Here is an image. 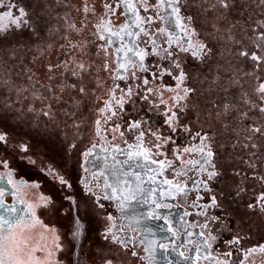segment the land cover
I'll return each mask as SVG.
<instances>
[{
    "label": "snow or ice",
    "instance_id": "snow-or-ice-1",
    "mask_svg": "<svg viewBox=\"0 0 264 264\" xmlns=\"http://www.w3.org/2000/svg\"><path fill=\"white\" fill-rule=\"evenodd\" d=\"M54 2L60 4L64 0ZM193 4L205 17L202 24L210 26L214 33L219 34L214 38L221 42L219 58L225 60L222 71L229 74L225 78L226 83L221 85V91L229 94L230 88L241 89L234 97L235 103L226 97V102L215 112L206 113L207 130L199 114L195 117V129L192 121L186 118L193 110L189 97L194 92L185 83L190 78L189 63L205 65L217 51L207 42V33L198 26L197 16L188 14ZM252 5L260 10V18L247 27L246 22L242 23L240 19H229L233 10L239 9V15L244 16ZM0 7H15L18 13L13 15L12 11H6L0 16V21L6 17L17 29L32 27L29 13L24 7L12 2L4 5L3 0H0ZM103 7L104 14L98 21H88V14L91 12L95 15L96 9L89 8L85 2L81 27L78 28L74 21L68 23V28L77 35L85 31L88 23H94L95 31L91 34L93 40L103 42L96 46L95 56L98 61H103V70L110 74L114 82L108 89L103 106L98 109L100 118L95 120L96 134L101 142L99 145L93 143L81 153L83 163L80 167L85 175L79 178L84 191L95 197L97 207L105 208L102 200L115 202L121 219L128 221L117 225L114 217L107 215L111 225L105 228L103 239L119 246L123 258L102 254L101 264H133V260L142 264H160V260L164 264H173L167 255L170 245L150 238L156 235L153 225L149 223L154 220H163L168 226L166 230L177 238L180 230L187 237H196L195 240L187 241V245L192 246L188 248L191 254L184 251L177 253L176 246H171V251L177 253L185 264H255L256 254H260L261 264H264V243L244 248L241 244L246 237L239 231L227 239L223 237L224 232H232L227 219L231 214L218 215L213 211H223V204L214 186L223 182L226 173L223 163L218 160L216 133L211 128V121L220 122L225 132L232 131L238 138L231 147L246 151V156L238 157V163L245 168L232 170L236 180L228 187L237 199L251 192L245 207L253 213L264 215V0H105ZM117 9H122L120 14L124 16V23L118 27L114 26L111 19ZM221 21L226 22L223 28L220 26ZM247 21H252L251 15ZM8 30L9 24H0V34ZM33 35L37 33L34 31ZM6 39V36L0 37V43ZM52 47L51 44L47 45L48 49ZM61 47L66 51L77 50L78 55L47 64V71L59 68L61 76L67 73L75 77L77 82L69 83L67 79L57 80L55 76L49 75L48 83L43 85L38 79L33 80L34 74L29 70L28 85L20 88L11 79L7 60L0 55V72L7 76L0 80V87L15 89L18 95L28 93L32 101L46 107L47 110L45 107L40 109L45 117L54 119L52 108L58 104H66L64 114L75 117L82 98L89 92L84 77L97 69L90 61L83 59V54L89 48L87 43L81 46L70 41L67 46ZM8 55L10 58L15 57L12 52ZM249 62L250 67L246 68ZM165 78L174 81V86L165 83ZM244 78L254 82L247 90L243 89ZM221 79L217 73L212 83L217 84ZM118 82H123V87ZM95 83L98 87L101 82L96 80ZM165 92L172 93L167 100L164 99ZM76 95L81 99H77ZM24 98L28 99V96ZM139 103L148 105L147 112L162 116V123L154 126L149 118L140 116L142 109L137 107ZM212 105L217 107L215 101H212ZM27 110L32 112L36 109L30 106ZM195 111L199 113L198 108ZM125 116L130 118L125 120ZM232 121L236 127L232 126ZM72 126L79 128L80 125L73 123ZM102 132L112 133L111 139L101 136ZM126 132L131 134L130 138L126 137ZM242 132L245 135L241 141L239 137ZM181 137L183 140L178 143ZM117 140L120 143H114ZM8 143L9 134L0 130V145ZM121 143L125 147H121ZM18 147L25 154L29 151V146L24 143ZM76 147V144L71 145V148ZM97 147L100 152H96ZM29 162L36 163L31 157ZM0 165L5 169L9 167L3 159H0ZM48 173L63 188H73L68 179L52 168L48 169ZM249 181L258 185L260 191L256 192L254 186L249 187ZM7 185L15 186V192L11 194L16 195L21 186L27 187L28 183L23 179L14 181L12 170L0 173V264H41L31 254L36 249L33 248L31 253L26 251V241L16 229L23 225L26 218L33 225L41 224L36 209L49 205L55 207V203L51 197L41 196V204L33 205L19 198L12 204H6ZM31 186L38 188L40 185ZM65 199L76 205L72 196H65ZM166 200L177 203L169 204ZM18 204L24 207H18ZM144 205L150 206L147 212L140 211ZM161 208H180L183 212L178 220H171L169 216L156 211ZM189 209L198 211L193 213ZM192 215L203 219L189 222L187 217ZM74 224L72 237L79 241L84 235V224L79 217L75 218ZM44 227L47 230V226ZM50 230L54 235L55 249L62 250L60 237L55 235L56 229ZM220 245H223V250ZM158 249L162 252L158 253ZM141 252L144 254L141 255ZM76 255L79 256L78 253ZM234 255H239L240 259L234 260ZM54 257L55 252L49 251L48 258L42 264H62ZM75 264H80L78 258Z\"/></svg>",
    "mask_w": 264,
    "mask_h": 264
},
{
    "label": "flooded vegetation",
    "instance_id": "flooded-vegetation-1",
    "mask_svg": "<svg viewBox=\"0 0 264 264\" xmlns=\"http://www.w3.org/2000/svg\"><path fill=\"white\" fill-rule=\"evenodd\" d=\"M10 2L19 7H24L29 13L31 21V28L17 29L5 17L0 24H9V30L6 33L0 34V37L6 36L7 39L0 43V55L7 60L11 79L20 88L28 85V75L34 74L33 80H39L40 84L46 85L48 83L47 77L49 75L55 76L57 80L67 79L69 83H75L76 78L65 73L61 76V69L53 68L51 72L47 71V64H55L57 59L68 60L73 56H77V50L66 51L61 45L67 46L69 42L79 43L81 46L84 43L89 45L88 50L83 54L85 61H90L97 71H93L90 75L86 74L84 77V84L89 89L88 95L82 98V103L79 111L75 117H69L64 114L67 108L66 104L54 105L52 112L55 113L54 119L45 117L40 112L41 105L39 102L32 101L28 93L17 94L15 89L0 87V130L6 131L9 134V143L7 145H0V159L8 162V169L0 165V173H5L8 170L13 171V180L18 181L23 179L28 183L27 187L21 186L19 194L23 200L30 204H41V196L51 197L55 203V207L49 205L47 208L41 207L36 209V216L42 221L41 224L33 225L29 220H25L23 225L16 229L18 233H22V239L26 241V251L31 253L33 248L36 249L31 253L35 261L44 262L48 258V252H55V259L60 260L62 264H75L77 258L80 264H101V255L115 257L119 255L123 258V254L119 246L110 243L103 239V233L106 227L111 225V221L107 220V215L111 214L117 222V225L128 223L127 220H122L120 213L115 208V202L101 201L105 205L104 209L97 207L95 197L86 193L83 186L79 184V178L85 173L80 165L83 163L81 153L87 150L93 143L100 144V137L96 134L95 120L99 119L98 109L103 106V101L107 99L108 89L114 84L110 74L103 70L102 60H97L95 56L96 46L103 43L99 40H93L92 33L95 31L94 23H88L85 31L79 35L72 32L68 28V23L74 21L76 26L81 27V22L84 20V13L82 11L85 2L89 8L95 7L96 14L91 12L88 14V21H98L99 17L104 14L105 0H64L63 3L56 4L54 0H3V4L7 5ZM111 2V0H109ZM79 9V10H78ZM6 11H12L13 15L18 14L16 8L9 9L7 7H0V16ZM122 9H117L116 15L112 16L114 26H119L124 23V16L121 15ZM259 9L252 5L244 16L239 15V9L233 10L229 14V19H240L245 23V27L249 23H253L259 17ZM143 14V13H142ZM188 14L197 16V24L201 30L207 33L206 40L211 47L216 49V55L212 60H209L205 65H198L195 62H190L188 70L190 78L187 80L186 86L194 89L190 95L189 100L193 110L187 114V119L192 121V127H197L195 117L200 116V121L205 125V130L208 129V122L205 120L208 111L215 112L219 106L226 102V97L235 103L234 97L241 91L240 87H233L229 89V94L221 91V85L226 83L227 73L222 71L225 66V60L220 59L221 42L214 37L219 35L214 33L210 26L202 24L205 17L200 13V9L193 4L188 9ZM251 15L252 21H247V17ZM220 26H226V22L221 21ZM58 30V31H57ZM37 35H33V32ZM67 36L68 39H64ZM53 45L51 49L47 45ZM43 50V54H41ZM15 53V57L10 58L8 53ZM79 63V60H77ZM235 64V61L233 62ZM250 67V62L245 65ZM30 70V72H29ZM219 73L222 77L221 81L213 84V78ZM7 76L0 72V80L6 79ZM99 80L101 83L97 87L95 81ZM165 83L174 86L175 82L165 78ZM52 83H56L53 81ZM121 86L123 87V82ZM253 81L248 78L243 80V89L247 90ZM96 89L95 92L92 90ZM75 95V94H74ZM164 99H168L172 93L165 92ZM28 96V99L24 97ZM77 99H81L76 95ZM67 100V94H65ZM212 101L216 102V108L213 107ZM71 103V101H69ZM35 107V111L29 112V107ZM138 108L142 110L139 112L140 116H146L153 123L158 126L162 123V116H158L155 112H147L148 105L139 103ZM164 106H161L163 110ZM199 109V113L195 109ZM45 110L46 107H45ZM133 115H136L133 113ZM258 115V113H252ZM125 116V120L129 119ZM73 123L79 124V128L73 127ZM233 127H236L234 121L231 122ZM245 123H248L246 121ZM108 127H111L109 125ZM212 131L216 133V151L218 153V160L223 163L225 176L223 182L217 183L214 187L216 193L223 204V211L213 210L218 215H225L230 213L227 217L229 220V227L232 232H224L223 237L229 238L239 231L246 238L242 241L241 246L244 248L252 247L264 243V215L253 213L245 207L251 198V192L242 199L234 197L232 190L228 184H233L236 180L232 175L234 168H245L243 164L238 163V157L247 155L242 148L231 147L232 143L238 138L232 131L225 132L218 121H211ZM123 130V128L121 129ZM166 131V129H164ZM118 136V133L116 134ZM126 137H131L130 133H125ZM245 133H241L239 139L242 141ZM101 136H107L111 139L112 133L102 132ZM181 140L178 143H181ZM24 143L29 146L27 154L19 150L18 145ZM114 143H120L119 140ZM72 144H76V148H71ZM223 145V147H221ZM121 147H125L121 143ZM96 152H100L97 147ZM29 157L35 160L36 163L29 162ZM122 158V157H121ZM87 166V165H86ZM52 168L59 174L63 175L72 184L73 188L68 190L63 188L52 175L48 173V169ZM43 169V171H42ZM168 175V173H165ZM190 175H194L190 173ZM171 178V177H169ZM163 179V177H158ZM40 186L32 187L33 184ZM249 187H255V191L259 192L258 185L254 182H248ZM15 191V186L13 185ZM94 191L98 190L94 189ZM223 193V195H221ZM195 194H193L194 196ZM65 196H72L76 201L73 205ZM12 197H7L8 201H12ZM166 203L175 204L177 201L166 200ZM204 201H202L203 203ZM149 205H144L140 211L147 212ZM154 207V206H152ZM161 215H167L171 220H178L179 215L182 214L183 209H157ZM195 213L198 209H189ZM79 217L81 223L84 224V235L79 241L72 237V232L75 228L74 220ZM202 217L195 215L187 217L189 222ZM153 225L156 233L155 237L160 242L168 243L170 249L168 258L172 260L173 264H185L181 257L178 256L179 251L188 253L187 245L188 239L195 240L196 237H187L182 234V230L178 231L176 236L169 233L167 225L163 220L149 221ZM47 226V230L44 226ZM178 228V225L174 224ZM51 228L56 229L55 235L60 237L62 250L55 249L54 235ZM190 231H199V229H190ZM124 233H118L123 235ZM176 246L177 253L171 251V246ZM187 245V247H183ZM223 250V245L219 246ZM162 250L158 249V253ZM76 253L79 254L77 257ZM144 253L141 252V255ZM234 260H239V255H234ZM260 254L254 257L255 264H261ZM159 260V256H158ZM133 264H142L133 260ZM160 264H164L160 260Z\"/></svg>",
    "mask_w": 264,
    "mask_h": 264
},
{
    "label": "water",
    "instance_id": "water-1",
    "mask_svg": "<svg viewBox=\"0 0 264 264\" xmlns=\"http://www.w3.org/2000/svg\"><path fill=\"white\" fill-rule=\"evenodd\" d=\"M14 192L15 191L13 189V185H7V193H6L5 198H4L6 204H12L14 201L17 200V198L23 199L19 193H17L16 195H12L11 194V193H14ZM7 197H12L13 198L12 201H8ZM17 206L18 207H24L23 205H19V204ZM25 220H29V218H26Z\"/></svg>",
    "mask_w": 264,
    "mask_h": 264
}]
</instances>
